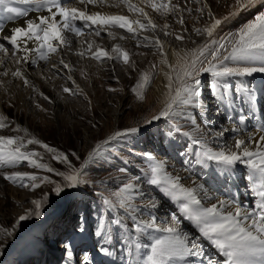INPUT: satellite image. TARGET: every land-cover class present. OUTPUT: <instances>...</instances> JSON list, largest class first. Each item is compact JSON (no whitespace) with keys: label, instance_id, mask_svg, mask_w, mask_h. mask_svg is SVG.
Here are the masks:
<instances>
[{"label":"snow or ice","instance_id":"1","mask_svg":"<svg viewBox=\"0 0 264 264\" xmlns=\"http://www.w3.org/2000/svg\"><path fill=\"white\" fill-rule=\"evenodd\" d=\"M75 2L84 5V8L74 6L70 0H0V17L8 21L29 16V8L17 5L34 6L32 10H44L46 13L35 19H26V27L13 26L4 34L3 39L10 47L0 43V66L4 65L11 52L14 62L20 67L14 71L5 70L0 75L5 77L11 75L14 79H19L24 86H30L31 82L25 74L23 65L36 63V60L31 58L33 53H38L40 60L47 61L50 55L57 53L61 47H67L71 42L64 37L65 31L73 33L76 37H81L86 33L99 37L102 31H106L108 36L115 39L116 34L109 29L119 28L126 30L127 33L132 34L133 39H136L141 31L155 30L158 27L145 8L132 3V0H75ZM141 3L150 7L154 12L166 16L176 14L177 23L181 25L185 23L182 12L185 10L191 12V9H184L180 4H173L172 0H141ZM195 3H201V0H195ZM258 3L264 7V0H236L235 10L222 18L213 16L207 3L197 8L196 11L202 15L205 14V9H208L207 15L211 20L207 26L194 29L197 35L205 36V41L194 49L176 53L175 64L169 63L164 43L158 37L154 39L144 37V41H148L146 44L139 40L137 42L138 47H154L162 57L160 64L167 65L170 69L163 73L167 83L164 85L166 92L163 94L161 107L144 123L151 124L160 120L176 122L181 118L188 121L192 129L183 131L182 134L190 138L192 146H196L192 153L195 158L194 162L202 167H208L212 162L223 166L226 170L234 169L237 163L242 162L250 170L247 179L257 186L255 194L259 200L252 210H246L234 201L219 198H216L215 203L206 206L203 202L212 200L213 194L204 184L185 186L181 182L180 175H172L167 171L165 162L155 160L149 154H145L149 163L142 170V182L154 187L164 198L174 203L176 213L167 220H160L156 212L162 205L155 197L148 195L145 204L148 218H140L142 209L134 201L146 194L140 191L139 183H125L113 193L117 198L115 204L111 200H104L110 209H123L129 215L135 232L151 237L148 244L136 243V255L132 257L135 264H264V134H261L258 139L254 136L249 137V140L255 144L254 148H250L245 139L236 138L234 140L235 150L232 148L213 150L207 146L203 134H200L201 126L197 122V117L188 114V108L200 109L203 113L208 110L207 104L202 99L200 79L202 74H210L214 78L209 83V89L212 95L221 102L228 98L227 90L229 89L228 82L223 78L252 77L257 73L264 74V11H259L252 20L235 32L219 39L215 37L216 30L223 23ZM88 5L124 6L130 13L138 14V17L130 19L129 16L123 14L90 12ZM169 27L170 25L165 24L161 30ZM4 31V28L0 27V32ZM164 34L173 35L171 32H164ZM123 38L121 36V39ZM175 39L183 40L184 37L175 34ZM29 42L36 44L37 47H30ZM92 48L93 44L89 42L87 49L78 54L81 56L88 54L90 58L98 62L106 58L119 60L125 65L130 63V53L119 45L113 46L110 51L101 47L93 51ZM156 67L155 64L152 65L153 69ZM52 69L57 72L70 71L71 65L61 59L59 66L53 64ZM67 79L76 85L71 75H68ZM151 81L150 73L143 72L132 88L140 101L146 99L145 90ZM109 90L116 91V89ZM62 91L70 96L85 95L79 85H76L75 89L63 87ZM238 91L243 92L244 96L238 98H244L245 103L250 106L258 103L255 90L241 87ZM44 98L49 99L47 96ZM228 103L231 104V101ZM226 119L231 121L233 117L229 115ZM237 120L239 124H244L246 115H239ZM208 123L209 121L205 119L204 124ZM6 127H9L6 117L0 116V129ZM260 130L264 133V126H261ZM140 131L139 127H125L122 130L113 131L105 139L92 146L83 158L75 151H60L35 137L25 141V138L20 136L0 135V167L26 162L33 169L44 170L62 179L58 182L48 175L38 176L19 171L11 174L0 172V177L30 190H36L44 183L51 184L54 186L52 191L57 196H61L68 193V190L78 189L82 184L87 183L84 177L90 166H102L108 162V156L117 151L114 142L134 136ZM171 131L181 133L182 130L176 126L170 129ZM226 131L228 129L217 132L215 135L217 138L223 137ZM232 131L236 132L239 129L233 128ZM193 133H198V135L193 136ZM27 145H39L47 153L52 154L53 160L63 164L66 170L61 171L42 162L41 154L28 150ZM105 152H108V155H104ZM182 154L187 155V153ZM74 160L80 162L78 166ZM124 163L127 164L128 161L125 160ZM120 171L126 172L127 169L121 168ZM134 179L141 181V177H134ZM46 200L47 196L43 200H32L34 209L19 215L17 224L33 216L40 218L43 215L42 205ZM185 221L189 222L193 231L184 229ZM111 223L116 226L117 231L128 226L119 216L113 218ZM79 230L84 231L82 226ZM4 233L7 236L12 235L7 230H4ZM97 235L101 236L103 241L98 251L105 256H112L114 253L109 246L112 244L113 236L104 232H98ZM202 241H207L216 250L220 259L213 261L207 258ZM63 248L67 256L71 258L72 245L63 242ZM141 249L144 250L143 254H141ZM128 255L132 256L130 248ZM84 260L87 264H92L87 253H85Z\"/></svg>","mask_w":264,"mask_h":264},{"label":"rangeland","instance_id":"2","mask_svg":"<svg viewBox=\"0 0 264 264\" xmlns=\"http://www.w3.org/2000/svg\"><path fill=\"white\" fill-rule=\"evenodd\" d=\"M70 2L73 3L75 0ZM132 3L137 4L136 0H132ZM172 3L180 4L184 9H191V12L187 10L182 12L185 21L183 25L177 23L178 16L176 14L166 16L153 10L150 12L153 15L161 14L156 15L160 24L168 17V21L174 30V34L170 35L168 39L170 43L176 46L186 44L191 50L197 44L194 38H202V35H197L194 29L203 28L211 23L207 15L208 9L211 10L212 14L216 10L219 12V16H224L229 13L230 9L233 10L235 8L233 4H236V0H201L199 4L195 3V0H172ZM204 3H207L208 9L202 15L196 9L202 7ZM90 9L92 10L93 8ZM94 9L97 10L98 8L94 7ZM255 15L246 21L239 20L223 36L235 32L253 19ZM111 29L122 32L125 35L129 34L124 29ZM159 29L161 30L162 27L160 26ZM184 29H187V31H184ZM150 33V30L140 32L142 35H150ZM175 34L183 35L184 39L176 40ZM123 42L125 46L121 42H115L111 48L119 45L122 49L128 51L130 53V63L128 65L123 64L119 60L106 58L100 62H95L100 66L113 63L114 66L126 73L123 77L124 80L121 82L104 76L98 79L94 75L96 80L92 82L91 77L93 74L91 75L86 68L78 70L77 74L80 77H77V74H72V76H76L77 85H79L85 95L71 96V101L68 104H64L57 115L52 109L55 106L52 99L50 97L49 99L44 98L45 96L48 97V95L43 85L39 87V91L36 90L33 98L36 104V112L34 113L26 112L20 108L19 102L13 101L12 98L6 99L0 96V116L6 117V123L9 125V127L0 129V135L20 136L24 137L25 141L35 137L60 151H75L82 158L90 150V147L105 139L113 131L122 130L125 127H139L142 130L136 143L131 144L125 139L114 142L117 151L108 156V162L102 166H90L84 177L87 183L82 184L78 189L68 190V193L61 196H57L52 191L54 186L51 184L44 183L40 188L30 190L0 177V264H87V261L84 260L85 253L90 257L92 264H135L132 257L136 255V243L141 245L148 244L150 241H145L144 238L151 239V237L135 232L129 215L123 209H110L104 203V200L108 199L114 204L117 203V198L113 193L118 191L125 183L132 182L139 183L140 191L146 194L134 201L142 209L140 218H148V210L145 208L148 195L155 197L161 205L163 201L168 203L158 190L142 182V170L149 163L145 154H149L155 160L165 162L167 171L172 175L183 177L186 174V179L192 181L188 185L186 184L187 181L182 178L181 182L185 186L204 184L213 194L212 200L203 202L206 206L215 203L216 198L225 200L230 198L228 194L226 198L219 197L217 192L223 188L227 189L229 193L236 190L237 186L235 187L234 183L237 182L239 177H236L234 173L240 178L241 176H248L249 171L247 170L249 169L244 167L238 166V173L232 169L226 170L223 166H218L212 162L209 163L208 167L196 164L192 155L196 146H192L190 138L182 134L183 131H191L192 129V125L188 121L181 118L176 122L161 120L151 124L144 123L146 119H149L151 115L160 109V101L153 97L152 86L159 73V59L161 56L155 48L142 50L143 46H128L126 39ZM60 51L59 49L57 53L52 54V59L59 57ZM153 64L157 66L155 69L152 68ZM229 64L231 66V62ZM32 72L34 76H40L38 69H32ZM143 72H149L152 81L145 90L146 99L140 101L132 91V88ZM200 79L202 99L205 103H207V96H210L209 99L213 101L217 99L220 104L219 108L212 111L211 105H208L210 112L206 113L207 116L198 110L188 108V114L197 117V122L201 126L200 134H203V139L206 141L207 146L213 150H220L215 134L224 130L225 123L230 121L226 119L227 116L231 115L233 117L232 123L237 126L238 116L244 114L246 115L247 125L252 123L250 119L254 120L256 118L257 110L259 113H261L260 110L264 111V74H259L258 85L254 83L253 78H249V81L246 83L241 82V84L235 81L236 79H241L240 77L223 78L229 84V89L227 90L228 98L224 102L213 96L211 91L207 89L209 88V83L214 79L210 74H202ZM241 87L255 90L258 101H260V104L259 102L257 103L260 110L259 108L256 109L257 105L250 106L245 103L244 98H238L244 96L243 92L238 91ZM109 89H116V91H110ZM229 101H231V104L228 103ZM235 107L241 108L242 113ZM247 109L248 113L246 112ZM116 112L119 115L118 118L114 116ZM221 113L224 116L223 120L220 123L216 122L220 118ZM205 119L209 121L207 125L204 124ZM261 119L262 114L258 121H261ZM17 122L24 127L28 126L30 131L26 132L20 129L17 131ZM210 122L214 125H210ZM240 125L243 124H239L238 127ZM176 126L181 128V133L170 132V129ZM257 128L259 129L256 130L261 131L260 125ZM196 135L198 133H193V136ZM27 149L39 152L43 157L42 162L48 163L58 170H66L63 164L53 160L52 154L47 153L39 145H27ZM182 153H187V155ZM104 155H108V152H105ZM125 160L128 161L127 164L124 163ZM74 163L78 166L80 162L74 160ZM121 168H126L127 171L121 172ZM16 171L33 173L38 176L48 175L58 182L62 179L44 170L33 169L26 162L0 167V172L11 174ZM134 177H141V181H136ZM242 180V182H240L241 180L238 181V185H245L244 192L247 194L246 179L243 178ZM235 194L239 195V192H235ZM45 196H47V200L42 205L43 215L40 218L33 216L17 224L19 215L34 209L31 201L36 199L43 200ZM163 207L159 208L156 215L160 217L164 214L170 218L169 212L167 214L162 212L163 214H161L160 211ZM117 216L128 225L127 227H122L120 231H117L116 226L111 223V220ZM186 223L191 227L189 222ZM81 226L84 229L83 232L79 230ZM183 227L186 231H189L185 225ZM4 230L11 232L12 235L7 236ZM98 232L110 233L113 236L112 244L110 246L104 245L109 246L113 250L114 254L112 256H105L98 251V247L103 244L101 236L97 235ZM75 234L80 235L81 243L78 246L73 243L75 240L73 235ZM16 240L17 244H15L13 251L8 253ZM63 242H68L72 245L71 258L65 253ZM129 248L132 251V256L128 255ZM143 252L144 250L141 249V254Z\"/></svg>","mask_w":264,"mask_h":264},{"label":"bare ground","instance_id":"3","mask_svg":"<svg viewBox=\"0 0 264 264\" xmlns=\"http://www.w3.org/2000/svg\"><path fill=\"white\" fill-rule=\"evenodd\" d=\"M70 1H73V0H70ZM136 2H137L138 6L145 8V11L148 13L149 17H151V19L158 25V27L155 30L148 29L151 32L150 35L149 34H147V35L146 34L145 35L139 34V36L136 39H133L132 34L125 35L122 32H118L116 30L109 29L110 31H112L113 33L116 34L115 39H113L112 37L107 35L106 31H102L101 35L99 37H97L95 35H88L87 33L81 37H76L73 33L65 31L63 33V35L71 43L67 47H61L60 48L61 54H58L59 57L52 59V55H50V57L47 61H43V60L39 59L38 53H33L31 58L36 60V63L31 64V65H28V64L23 65V68L25 70V74L31 82L30 86H24L19 79H14L11 75H8L6 77L3 75H0V96H2L3 98H6V99L12 98L13 101L15 100V101L19 102L18 104H20V108H22L26 112L34 113V112H36V104H35V99H33V98L35 96L36 90L39 91V87H41L43 85V87L45 86L46 94L48 95V97H50V99H52V102L55 104V106H53L52 109H54L53 111H55V114L57 115L60 111L59 109L64 104H68L71 101V96L68 95L67 93H64L62 91V88L63 87H69V88L75 89V87L77 85L76 76L77 77L79 76L77 74L78 70H84L86 68L91 73V75L93 74L91 77L92 82H95V80H96L94 75L97 76L98 79L101 78L102 76H104L106 78L108 77L109 79H115V80L122 82L124 80L123 79L124 74H126V73L123 70L114 66L113 63L103 64L100 66L98 63L95 62L96 61L95 59L90 58V55L86 54L84 56H81L78 54L80 51H84L87 49L89 42H92V44H93V48H92L93 51H95L97 47L105 48V49L110 51L111 46L115 42H117V43L121 42V44L124 45L125 41L123 42V40H125V39L128 41L127 45L130 46V45H137L138 40L143 41V43H145V44L148 43V41H144V39H143L144 37H149V38H153V39L158 37L164 43L165 50L167 52V59L169 60V63L175 64L177 61L176 53H178V52L182 53L183 51H188V50H190V47L186 46V44L183 46H176V45L170 43L168 41L170 35L166 36L164 34V32H171L174 34L173 27L169 23L168 17H166V20H164L160 24L157 20L158 18L156 15H161V14L153 15V13L150 12L152 9L150 7H146L144 4H142L141 0H136ZM73 3H74V6L80 7L82 9L84 8V5H80L79 3H76V2H73ZM17 6L29 8V16L17 18L14 21H8L6 18L0 17V27H3L5 30L4 32H0V43H4L6 47H10V46L8 45L7 41H5L3 39V36L8 30H10L11 27H13V26H25L26 27V24H25L26 19H29V18L35 19L36 17H38L42 14H46L44 10H40V11L32 10V8H34V6H24V5H17ZM235 6H236V4H233V7H235ZM87 7H89V11L91 10L90 8H93L92 9L93 11L91 10V12H101L104 14H123V15L129 16L130 19H136L138 17V14L130 13L128 11V9L125 8L124 6L109 7L107 5H104V6H94V5L89 6L88 5ZM94 7L96 9L97 8L98 9L95 10ZM205 10H207V9H205ZM231 10L232 9L229 10V13L234 11L235 8L232 11ZM259 11H264V7H261L260 3H258L257 5H255L253 7L248 8L246 11L240 12L239 15L231 17L226 23H223L216 30L215 37L217 39H219L221 36L223 37L224 33L226 31H228L230 29V27H232L236 22H238L241 19L246 21V20H248V18H250L254 14H257ZM213 14L216 18H222V17L228 15V14H225L224 16H219V12L216 10H215V13H213ZM140 18L143 19L142 17H140ZM77 24L79 25V22H77ZM165 24L170 25V27L163 29V31L160 30L159 29L160 26L163 28V26ZM121 36H123L124 38L121 39ZM194 41L195 42L197 41V44L194 47V48H196L198 45L202 44L205 41V36H202V38H200V39L194 38ZM29 46L32 48L37 47V45L32 43V42H29ZM149 48H154V47H144L143 46L142 50L143 49L150 50ZM61 59L65 60V62H67L71 65L70 71L69 70H61L60 72H57V71L52 69L53 64H56L59 66V61ZM161 59H162V57L159 59V62ZM17 67H20V65H17L14 62V58L11 57V52H10L9 57L5 61L4 65L0 66V73H2L5 70L14 71ZM32 69H38L40 76L39 77L34 76ZM168 71H170V69L168 68L167 65H161L160 64L157 79L153 82V86H152L153 97L157 98L160 101V107H161V101L164 98L163 94L166 92L164 85L167 83L163 73L168 72ZM72 74H75V75L77 74V75L75 77H73ZM68 75H71L73 77V80H75L76 85H74L71 81H69L67 79ZM258 76H259V73H258V75L254 74L252 77H240L241 79H236L235 81L237 83L241 84V82L246 83L247 81H249L248 80L249 78H253L254 83L256 85H258V80H257ZM96 94H98V93H96ZM258 102L260 104V101H258ZM210 104L211 103L208 102L207 106ZM212 104H214V103H212ZM256 105H257L256 109H258L259 105L258 104H256ZM217 108H219V105L213 106L212 111L213 110L215 111V109H217ZM190 109H193V108H190ZM193 110H198L199 112H201L203 115H206V116L210 112L209 108L206 112L207 114L203 113L200 109H193ZM259 110H260V108H259ZM260 112L261 113H259L257 110L256 118L254 120L250 119V121L252 122L251 124L249 123L246 125V122H247L246 120H245V123L243 125H240L239 127H238V125H239L238 123L236 126V125H234V123H232V121L231 122L228 121L227 123H225L226 126H224V129H228V131H226L224 133L225 135L223 137H219V138H217L215 135V139H217V144H218L219 148L220 149L232 148L233 150H235L234 149V140L236 138L245 139L248 146L250 148H254L255 144L251 140H249V137L254 136L256 139H258L261 134H264L261 131L256 130V129H259V128H257L258 125L264 126V120H263L264 111L260 110ZM261 114H262V119H261V121H258V119L261 118ZM114 116L116 118H118L119 115L116 112L114 114ZM219 117L220 118L217 119L216 122L220 123L223 120L224 116L221 113V115ZM153 123H156V122L154 121ZM210 125H214V124H212L210 122ZM16 128H18L20 130H24L26 132L30 131L28 126L24 127L19 122H17ZM233 128H238L239 131L234 132V131H232ZM140 135H141V132H139L138 134H135L134 136L127 137V138H125V140H127V141L131 142V144H133V143H136V140L139 138ZM238 166L241 168L244 167L245 169H247L246 166L241 162V163H237L234 166V169H232V170L234 172L237 171L239 173ZM247 171H250V170H247ZM234 175L236 177H239L237 182L234 183L235 187L237 186L236 190L229 193L227 191V189L223 188V189L218 190V192H217L218 196L222 197V198H226L227 194H228L230 196V198H228V200L235 201V203L238 206L242 205V208H244L246 210H252L254 208L255 204L259 200V197L256 196V194H255L257 186L252 181H251L252 182L251 183L250 180L247 179V176H241V178H240V176H237L236 173H234ZM186 177H187L186 174H184V176L182 178H184V180L187 181L186 184L189 185V183H191L192 180L191 181L187 180ZM243 178L246 179V187H247L246 193L247 194H245V192H244L245 191V185H243V184L238 185V181L241 180L240 182H242ZM235 192L236 193L239 192V195L235 194ZM164 199L168 203H165L164 201L162 202L163 203L162 206H164L163 207L164 210L161 208L162 209L160 211L161 214H163L164 212L167 214V212H169L170 215L173 216L176 213L175 212L176 205L174 203H170V201H168L166 198H164ZM168 205L170 206V208ZM208 205H210V204H208ZM171 208H172V210H171ZM166 209H167V211H166ZM168 209H169V211H168ZM159 218H160V220H167L168 219L167 215H164V214H163V216H160ZM186 222L187 221H185L183 225H185V227L188 228L189 231H193L192 227H189V225ZM144 240L145 241H151V239H149V238H144ZM15 244H17V240L13 243V245L9 249L8 253L13 251ZM202 244H203L204 251L206 253L207 258H211L213 261L220 259L218 254L215 253L214 248H212L208 244L207 241H202Z\"/></svg>","mask_w":264,"mask_h":264},{"label":"trees","instance_id":"4","mask_svg":"<svg viewBox=\"0 0 264 264\" xmlns=\"http://www.w3.org/2000/svg\"><path fill=\"white\" fill-rule=\"evenodd\" d=\"M74 236V244L76 243L77 244V246L81 243V239H80V235L79 234H75V235H73Z\"/></svg>","mask_w":264,"mask_h":264}]
</instances>
